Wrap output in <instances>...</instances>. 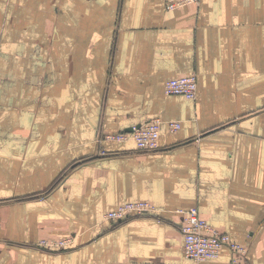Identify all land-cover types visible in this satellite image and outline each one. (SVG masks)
Here are the masks:
<instances>
[{"label":"crops","instance_id":"1","mask_svg":"<svg viewBox=\"0 0 264 264\" xmlns=\"http://www.w3.org/2000/svg\"><path fill=\"white\" fill-rule=\"evenodd\" d=\"M190 74L195 100L166 94ZM154 119L158 151L99 142ZM192 207L264 264V0H0V264H199Z\"/></svg>","mask_w":264,"mask_h":264},{"label":"built area","instance_id":"2","mask_svg":"<svg viewBox=\"0 0 264 264\" xmlns=\"http://www.w3.org/2000/svg\"><path fill=\"white\" fill-rule=\"evenodd\" d=\"M204 0H166V9L169 11L182 9L187 6H197ZM165 92L171 96H182L188 100H195L198 92V79L195 74L170 79L165 83ZM160 119L151 120L140 126L132 128L131 132L104 134L99 142L122 143L133 139L140 152L158 151L159 139L162 130ZM171 131H177L181 125L177 122L168 124ZM107 152L102 151V155ZM157 212L150 202H135L121 205L115 210L105 214L104 220L113 223H122L133 218L144 217ZM180 231L184 237V254L186 258L196 263L216 260L224 249L232 253L230 261L223 264H250L248 261V248L234 242L227 233H223L211 226L204 219L197 207L184 211L183 223ZM70 238L57 241L43 240L39 246L48 250L70 248Z\"/></svg>","mask_w":264,"mask_h":264},{"label":"water","instance_id":"3","mask_svg":"<svg viewBox=\"0 0 264 264\" xmlns=\"http://www.w3.org/2000/svg\"><path fill=\"white\" fill-rule=\"evenodd\" d=\"M132 131V129H130L128 132H131Z\"/></svg>","mask_w":264,"mask_h":264}]
</instances>
